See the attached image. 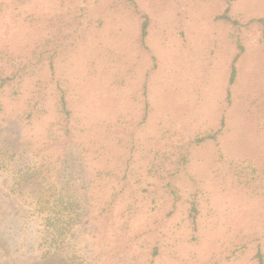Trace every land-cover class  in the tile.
I'll return each mask as SVG.
<instances>
[{"label":"rangeland","instance_id":"rangeland-1","mask_svg":"<svg viewBox=\"0 0 264 264\" xmlns=\"http://www.w3.org/2000/svg\"><path fill=\"white\" fill-rule=\"evenodd\" d=\"M164 4L0 0V77L6 79L0 87V137L30 146L47 163L55 159L64 135L70 137L59 126L57 104L61 90L67 91L73 123L80 130L99 133L118 125L122 145L135 139L139 150L150 155L137 160L135 170L158 190L150 198H155L154 212L127 221L123 211L108 249L130 243L122 222L135 245L144 232L173 226L176 232L168 244L174 248H167L164 264H247L249 250L238 248L244 239L252 247L264 231V37H245L237 79L230 84L239 31L222 16L229 8L234 20L264 17V0H196L180 17L167 14ZM147 12L151 29L143 42L139 24ZM177 17L186 24L185 35L169 33ZM222 122L219 142L192 146L188 166L177 175L183 209H190L187 200L197 196L199 229L194 234L189 222L178 227V214L163 221L174 198L160 186L175 182L173 158L158 173L142 166L157 151H170L175 138L213 132ZM100 169L93 176L97 182L104 180V167ZM122 170L114 173L119 176ZM7 202L6 219L14 228L10 237L0 236V255L12 241L14 251L6 252L0 264H65L59 257L29 262L37 254L30 248L34 233L29 228L16 241L12 234L21 227L13 214L28 204L22 198Z\"/></svg>","mask_w":264,"mask_h":264},{"label":"trees","instance_id":"trees-1","mask_svg":"<svg viewBox=\"0 0 264 264\" xmlns=\"http://www.w3.org/2000/svg\"><path fill=\"white\" fill-rule=\"evenodd\" d=\"M164 1L163 9L166 13L180 17L189 13V8L196 0ZM125 13L130 15L128 10ZM228 13L226 11L222 17L226 22L236 24V31H239L236 34V58L231 64V84L237 79L238 64L245 53V37L256 33L264 37V17H251L243 21L238 17L236 20L232 19ZM178 17L177 21H171L172 31L169 33H179L182 36L186 34V24ZM139 25L141 40L145 42L151 29L149 12L143 14V21ZM5 83L6 79L0 77V87ZM67 97V91L62 89L57 104L59 126L63 127L70 137L64 135L63 149L52 161L47 163L42 160L38 152L30 146H17L13 141L0 137V179L3 180L4 177L0 183V236L5 233L10 237L8 232L14 228L8 226L11 220L6 219V209H9L7 200L22 198L25 199L24 205L28 204V209L21 208L22 211L13 214L21 220V227L12 234L16 241L25 238L29 228L34 233L35 243L30 248L37 252V256H31L29 262L39 260L42 263L59 257L65 264H164L167 248H174L172 244H168L176 232L173 226L154 227L144 232L140 237L142 242L135 245L134 238L130 237L122 222L121 228L128 235L130 243L120 242L119 245L108 249V241L119 222L123 220L124 214L129 221L136 214L152 215L154 212L151 205L155 203V198L151 201L150 198L152 194L158 193V190H153V184L147 179H139L135 170L137 160L149 159V153L139 150L135 139L129 141L127 147L122 145L118 125L99 133L92 128L80 130L73 123ZM223 127L222 122L213 132L175 138L170 151H157L152 157L153 161L143 165L142 169H148L150 173H158L161 169L164 171L162 163L173 158L172 162L176 168L172 176H177L180 170L188 166L192 146L206 141L218 143ZM77 131L82 132L81 137L76 136ZM2 134L1 130L0 135ZM174 137L166 138L171 140ZM162 138L164 139L165 135ZM112 145L119 147V150L111 148ZM178 149L183 152L178 153ZM122 166L121 174L116 176L114 169L118 170ZM101 167H104V180L97 182L93 176L100 174ZM178 179L177 176L175 182L160 186V189H167L174 198L173 208L165 214L163 221L169 222L178 214L182 216L178 227H184L189 222V228L196 234L200 212L197 196L194 194L187 200L190 209H183L184 201H181ZM118 204L119 207L125 205L126 209H118L116 212L114 207ZM244 242L246 243L238 250L242 253L249 250L250 258L247 264H264V231L255 239L252 247L245 239ZM6 250L14 251L13 241ZM6 252H2L0 259Z\"/></svg>","mask_w":264,"mask_h":264}]
</instances>
